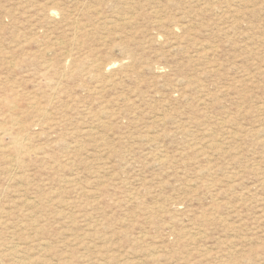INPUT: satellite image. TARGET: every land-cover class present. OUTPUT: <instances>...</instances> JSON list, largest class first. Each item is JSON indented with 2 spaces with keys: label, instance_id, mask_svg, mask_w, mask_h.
Instances as JSON below:
<instances>
[{
  "label": "rangeland",
  "instance_id": "obj_1",
  "mask_svg": "<svg viewBox=\"0 0 264 264\" xmlns=\"http://www.w3.org/2000/svg\"><path fill=\"white\" fill-rule=\"evenodd\" d=\"M0 264H264V0H0Z\"/></svg>",
  "mask_w": 264,
  "mask_h": 264
},
{
  "label": "bare ground",
  "instance_id": "obj_2",
  "mask_svg": "<svg viewBox=\"0 0 264 264\" xmlns=\"http://www.w3.org/2000/svg\"><path fill=\"white\" fill-rule=\"evenodd\" d=\"M17 124V123H16ZM6 131V130H5ZM3 132V131H2ZM3 133H5L6 134V132H3ZM89 134V133H88ZM2 135V134H1ZM16 137V136H15ZM18 137V136H17ZM8 148V147H7ZM14 148V147H13ZM20 153V152H19ZM21 161V160H20ZM15 249V248H14ZM73 253V252H72ZM22 254V253H21ZM18 258V257H17Z\"/></svg>",
  "mask_w": 264,
  "mask_h": 264
}]
</instances>
